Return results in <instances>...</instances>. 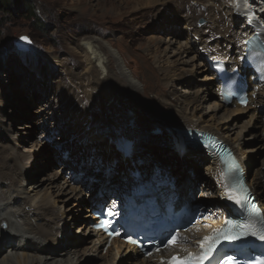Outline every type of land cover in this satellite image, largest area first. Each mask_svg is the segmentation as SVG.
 Segmentation results:
<instances>
[{
	"label": "bare ground",
	"instance_id": "1",
	"mask_svg": "<svg viewBox=\"0 0 264 264\" xmlns=\"http://www.w3.org/2000/svg\"><path fill=\"white\" fill-rule=\"evenodd\" d=\"M130 1H133L136 9L140 6L147 8L156 6V21L162 22L163 20L164 22L176 24L184 23L188 39L186 43L177 40L175 36L163 41V43L167 46L166 49L169 50L174 46H178L179 54H184L187 60L176 59L173 61L166 54L167 58L163 62L164 57L154 56L155 65L159 66L158 72H161V81L166 86L165 89L168 90L166 96L160 97L159 103L163 107L169 106L168 112L160 114L161 116L157 119H152L153 122L151 121V124H149L145 119V114L149 112L145 109L146 107L144 108L141 105L142 102L139 97V95H142L140 94L142 90L139 84L140 81L132 73L131 75L128 73V69L116 59L115 53L111 51L109 45L96 38H85L82 39L78 47V54L81 56V60H83L82 64L84 65V74L82 73L84 77L76 74L74 79L77 83L79 82L81 89L83 88L84 95L88 98L85 97L86 101L91 105V108L89 107L90 109L83 111L84 108L78 106L73 114L80 117V119L82 118L86 127L90 124L89 128L93 131V133L90 132L91 138L97 139L96 144L98 147L104 144L102 145V150L103 152L106 151L110 157L117 156L115 155L114 145L109 144L115 138L120 137L122 141L127 139L132 143L134 142L135 147L132 157H119L122 161L121 166L127 163L129 159L135 160V157L141 159L140 151H143L146 147L144 144L145 138L148 135H152L149 132L156 128L174 131V136L176 137L171 141L172 144L169 145L173 150L172 156L166 157L167 159L155 160V157H153L154 159H144L147 157L143 155V165L150 166L155 162L166 159L165 162L173 172L177 170L172 166L174 162L189 161V158L193 155L191 148L179 145V142L176 140L178 133L180 131H200L211 134L228 144L231 151L235 155L237 154L241 160L245 161L249 185L256 196L257 203L264 211V179L261 178V176H264V162H261V168L255 169L257 164H254V161L249 156H246V153L250 150L244 149L246 145L245 140L239 139L238 137L241 136L238 133L233 139L232 134L228 131V127L220 124L214 126L210 124V121L213 122V120L203 118L196 112L197 107H202L206 103L207 96L204 94L210 95V90H200L199 87H196L199 90H197L192 98L177 99L178 103L179 101H183L180 109L178 108L179 110L168 101L169 97H179L176 88L186 80L188 73H193L190 69L191 65L196 70L206 71L207 69L202 70L201 67H209L207 58L218 60L221 57L230 59L233 66L238 63L237 59H241L245 48L241 44V41L245 40V36L249 32L246 29L245 22L241 20L245 9V0H182V4L179 2L178 7L165 10L160 6L161 0ZM260 6L264 7V0H261ZM260 12L261 14L255 23V32L259 34L262 32L261 35L264 37V30L262 29L264 28V25L262 26L264 24V12H262V9H260ZM168 13L170 15H166ZM171 15H175V17ZM201 18L205 20V26L203 27L198 25ZM152 41L157 44H155V47H157V39L153 38ZM197 48L201 50V53H205V55L197 54L196 50H193ZM212 62H209V64ZM112 63H114V68ZM212 80H214L213 75L205 76V81L211 83ZM87 81L88 83H86ZM84 83H86V87H84ZM215 87L214 92L211 93L212 95H216V99L212 102V105L216 104L217 109L214 108L215 110L220 111L219 109H224L226 112L221 121L232 115L244 112L252 116L251 119L258 116V121L264 126V91H262L264 88L261 90L262 93L260 92L261 94L257 101L252 100L249 106L239 107L235 104L229 106L222 105ZM90 92L95 94L92 100L89 99L91 97ZM259 104H263V107L260 109H258ZM191 105L193 109L190 108ZM194 106L196 109H194ZM85 112L91 116H88ZM2 113L5 114L2 117L6 118L7 115L3 108L0 110V114ZM130 116L133 118L131 119ZM87 117L90 118L87 119ZM2 122H7V120H2ZM1 125L7 126V129L13 128L11 123L9 125L4 123ZM246 125L248 126V124H245V127L241 128V130L247 128ZM27 128V125L19 127V129ZM51 129L54 130V127ZM3 134L5 133H0V264H85L83 258H87L89 255L94 256L92 253L99 254L103 251L106 254L104 258H109L110 262H108L110 264H161L162 259L165 260L164 264H166L167 261L176 255L186 257L188 252L197 251V247L193 241L202 239L211 231L209 227H195L188 234L183 235V238L187 237V242L182 239L179 248H169L162 257L154 256L147 260L141 258L138 252L131 251L130 248L125 247L121 242L116 240L111 243L109 248H106L105 243L100 240L99 236L89 229L88 224L90 222L87 221L85 222V226L78 227L83 229V233L75 238L63 225L62 221L66 217L65 212L62 213L63 206L73 195L74 198L81 197L84 191L87 192L86 190H89L92 196L89 202L90 206L93 203L104 202L107 198L106 196L103 199L94 198L97 190L100 187L112 190L111 186L121 187L126 185V182L130 181V178L121 175L126 164L123 168L121 167V171L120 166H117V163L114 164L111 167V174L108 173L107 161L102 160L101 157H94V159H91V157L89 165H81L78 160L84 158L83 156L80 157V154L83 153L85 148L91 146V139L85 145L70 143L71 145L67 144L65 146L68 148H65L63 152L66 149L70 150L73 156L71 155L70 160H64V156V159L61 158L60 162L66 165V167H62L68 170L66 171L67 173L73 171L71 172V177L82 176L80 180L81 185H79L81 190L72 187L69 182L61 183L62 185L60 184V186L57 185L60 175L63 174L59 171L55 177H48L46 181H48V185L51 188L46 187L43 191V187L46 184L45 180H39L35 184H31V182L36 180L34 177L38 175V172H36L33 178L29 174L30 168H33V170L35 166L38 168L39 158L36 160L38 149L32 148L35 151L33 155L31 154L33 152L31 147L25 148L23 153L26 154L18 153L10 141L4 140L5 135ZM25 134L31 135V131H26ZM253 134L254 132L250 134V137ZM75 137L77 136L73 135V139ZM139 137L142 138L143 142ZM262 140L264 145V137ZM42 154H44V151ZM196 155H201V157L199 160L198 158L194 160L195 157H193L191 163H205L208 177L213 178L215 173L213 165L219 166L217 159L208 156L203 150H200V154ZM87 157L86 160H88ZM24 158H27L26 164H24ZM105 159L108 160V157ZM117 159L118 156L116 157ZM96 162L99 165H95ZM40 167L44 168L43 166ZM115 173L116 175L113 176ZM198 182V178L189 177V179L183 182V191H195L198 187ZM208 185L209 192H211L214 188L212 181H208ZM50 189L54 193L57 190L56 197L49 192ZM64 196H67V198L64 199ZM58 203L61 204V207ZM85 211H88V208ZM87 216L89 215H85V217ZM66 221L71 222L73 225L79 220L76 219L75 215H71ZM209 224L210 227L217 226L221 224V220L211 218ZM66 225H68V222ZM60 233H62L61 236L63 237L61 243L58 242V245L57 239L60 237ZM83 236L86 238H83ZM88 245H91V247H88ZM95 257L100 258L98 256Z\"/></svg>",
	"mask_w": 264,
	"mask_h": 264
},
{
	"label": "rangeland",
	"instance_id": "2",
	"mask_svg": "<svg viewBox=\"0 0 264 264\" xmlns=\"http://www.w3.org/2000/svg\"><path fill=\"white\" fill-rule=\"evenodd\" d=\"M26 1V6L27 4L32 6V13L27 12L28 7L26 6H20V10H15L12 15L8 13L7 8V11L4 9L6 12L3 9L0 10V110L3 108L7 115L6 118H3L2 116L5 114H0V126L3 123L6 125L11 123L13 126L11 129H7L5 125L0 127V133H5L3 134L5 135L4 140L10 141L18 153H23L26 147H31L33 151L31 154L33 155L35 151L32 148L38 149L36 159L38 160L39 158L38 168L35 166L34 170L33 168L29 169V174L32 175L30 177L33 178L36 172H38V175L34 177L36 180L31 182V184H35L39 180H45L47 185H44L43 191L46 187L51 188L46 180L49 176L55 177L56 173L60 171L63 174L60 175L57 185L60 186L61 183L69 182L72 187L81 190L79 182H76L75 179L71 182L73 180L71 178L72 171L67 173L66 171L68 170L62 167H66V165L60 162V160L61 158L64 159L62 152L65 148H68L65 147L67 144L85 145L89 143L90 139L91 146L84 150L81 149L83 153L80 154V157L83 156L84 159L78 160V162L81 165H89V156L93 157V159L94 157H101L102 160L107 161L109 170L118 161L117 166H120V171L126 164V167L122 170V176L130 177L131 173L129 169L135 170L134 165L143 161V155L147 157L144 159H154L153 157H155V160L171 157L173 150L169 145L172 144L171 141L176 137L174 136V131L156 128L149 132L152 135H148L145 138L144 144L146 147L143 151H140L141 159L135 157V160H128L127 163L121 166L122 161L119 157L122 155L116 151L117 160L115 158L113 160L105 159L109 156L106 151L103 152L102 150V145L104 144L98 147L96 144L97 139L91 138L90 132L93 133V131L89 128L90 124L86 127L84 120L73 114L78 106H82L84 108L83 111L91 108V105L86 101L87 97L84 95L83 88L81 89V85L79 82L77 83L74 76L78 74L84 77L83 60H81L82 58L78 54V47L82 39L96 38L101 40L110 46L111 51L115 53L116 59L128 69V73L130 75L132 73L140 81L139 84L142 89L140 92L142 95H139L142 102L141 105L144 108L146 107L145 109L149 112L145 114V119L151 124L152 119L159 118L160 114L168 112L169 108V106L167 107L166 105L165 107L167 108H165L159 103L160 97L166 96L168 90L165 89L166 86L161 81V72H158L159 66L155 65L154 56L164 57L163 62L167 58L166 54L173 61L176 59L187 60L184 54H179L178 46H174L169 50L166 49L167 46L163 43V41L174 36L177 40L186 43L188 39L184 23L176 24L164 22L163 20L162 22L156 21V6L149 8L140 6L136 9L135 4L130 0ZM16 2L22 5L21 2ZM179 2L182 4V0H161L160 6L163 10L171 9L178 7ZM166 15H170V13ZM171 16L175 17V15ZM155 22L157 23L155 24ZM198 25L201 27L205 26V20L201 18ZM22 36L29 37L32 40L30 50L27 53L20 51L17 47V42ZM153 38L157 39V47H155L157 44L152 41ZM193 50H196L197 54L205 55L198 48ZM112 65L114 68V63ZM190 69L193 73H188L186 80L176 88L179 97H169L168 101L177 109H180L183 101H179L178 103L177 99L192 98L197 90L209 89L210 95L204 94L207 96L206 103L202 107H197V109L194 106L197 114L203 118L213 120V122L210 121V124L214 126L220 124L228 127L230 129L228 131L232 134L233 139L238 133L241 136L238 138L245 140L246 145L244 149L250 150L246 153V156H249L254 161V164H257L255 169L261 168L264 162V145L262 140L264 137V126L258 121V116L251 119L252 116L243 112L221 121L226 112L224 109L217 111L214 109H217L216 104L212 105V102L216 99V95H212L211 93L214 92L216 84L214 80L211 83L205 81V76L211 74L209 69L203 66L201 69H207L208 71H200L194 69L192 65ZM86 83H84V87H86ZM196 87H199V89ZM90 93L91 97L89 99L92 100L95 94L93 92ZM262 105L259 104L258 109L262 108ZM190 108L193 109V106L191 105ZM85 114L91 116L89 113L85 112ZM225 116L227 117V115ZM89 118L87 117V119ZM2 120H7V122H2ZM245 124H248V126L246 125L247 128L241 130V128L245 127ZM25 125L28 126L27 129H19V127ZM50 125L54 127V130L51 129ZM26 131H31V135L25 134ZM49 131L51 132L49 133ZM181 132L178 133L176 139L178 142L184 141ZM252 132H254L252 135H255L254 137H250ZM73 135L79 139L77 137L73 139ZM118 138L120 137L115 138L109 143L114 145V150L115 141ZM140 139L143 142L142 138ZM188 147L193 152V155L189 158L190 160L176 161L172 166L177 169L176 172L182 174L183 178L196 177L199 181H203L206 177L208 178L207 170H203L201 164L191 163L193 157H195L194 160L197 158L199 160L201 155L196 154H200V150L195 149L191 142ZM43 151L45 155L42 154ZM66 151L69 150L66 149ZM71 155L73 156V153ZM71 155L64 160H70ZM86 157L88 160H86ZM26 159L24 158V164H26ZM165 160L155 162L154 164H165L169 167ZM39 165L44 168H41ZM95 165L99 164L96 162ZM261 178L264 179V176H261ZM111 188L114 189L112 186ZM57 190L54 193L50 189L49 192L56 197ZM86 191L83 192L81 197L74 198L73 195L63 206L62 210V213L65 212L66 214V217L62 221L63 225L75 238L83 233V229L78 227H83L86 221L92 220L89 216L85 217V215H89V202L92 197L89 190ZM103 191L106 192L105 189ZM196 192H194V196L197 195ZM66 198L67 196H64V199ZM94 198L96 199V196ZM58 205L61 207L60 203ZM86 208H88V211H85ZM71 215H75L76 219L79 220L76 224L72 225L71 220V222L66 221ZM67 222L68 225H66ZM62 233H60V237L57 239L58 245V242L61 243L62 241ZM83 238L86 237L83 236ZM88 247H91V245H88ZM92 254L94 256L89 255L87 258H83L85 264H110V259L104 258L106 255L105 251L99 254ZM95 256L100 258H96Z\"/></svg>",
	"mask_w": 264,
	"mask_h": 264
},
{
	"label": "snow or ice",
	"instance_id": "3",
	"mask_svg": "<svg viewBox=\"0 0 264 264\" xmlns=\"http://www.w3.org/2000/svg\"><path fill=\"white\" fill-rule=\"evenodd\" d=\"M20 39L26 44H32L29 37L22 36ZM253 43L251 40L241 41L244 46ZM255 46L260 47L259 45ZM260 68L262 74H264V63L260 65ZM218 70L220 69L218 68ZM239 169V164L235 161V158H232L230 175L228 182L223 184L224 192L221 198L239 206L241 209L240 219L238 221L227 219L222 227L215 228L202 239L193 241L197 251L188 252L182 260L173 257L177 264H264V213H261L251 203L250 191L238 176ZM114 214L111 210L108 212L109 216ZM109 225L110 222L106 220L101 227L108 231ZM112 234L109 233V235ZM115 234L119 235V232L117 231ZM179 235V232L171 235L163 246L165 248L175 246L179 242ZM183 239L187 242V237ZM255 241H259V244ZM127 242L137 243L131 235L127 237ZM156 250L160 251V248ZM253 253L258 254L253 255ZM148 255L150 256L152 253L149 252ZM161 264H164V262L162 261ZM168 264H172V261H169Z\"/></svg>",
	"mask_w": 264,
	"mask_h": 264
},
{
	"label": "trees",
	"instance_id": "4",
	"mask_svg": "<svg viewBox=\"0 0 264 264\" xmlns=\"http://www.w3.org/2000/svg\"><path fill=\"white\" fill-rule=\"evenodd\" d=\"M16 1H19L21 2L22 5H19V3H17ZM26 3L27 1L25 0H13V4H12V0H0V10L3 9L4 12H6L8 10V13L10 15H12V13L15 11V10H20L19 7L22 6V7H25L26 6ZM18 6V7H17ZM28 9H27V12L29 11L30 13L33 12V9H32V6L30 4H27ZM7 8V10H6ZM18 8V9H17ZM6 11H5V10ZM40 27L43 28L42 25H40ZM203 204L204 205H210L209 202L207 201H203Z\"/></svg>",
	"mask_w": 264,
	"mask_h": 264
},
{
	"label": "water",
	"instance_id": "5",
	"mask_svg": "<svg viewBox=\"0 0 264 264\" xmlns=\"http://www.w3.org/2000/svg\"><path fill=\"white\" fill-rule=\"evenodd\" d=\"M31 44H26L24 43L21 39L18 40L17 42V47L19 48L20 51L27 53L30 50ZM185 146H189L188 143H184Z\"/></svg>",
	"mask_w": 264,
	"mask_h": 264
}]
</instances>
